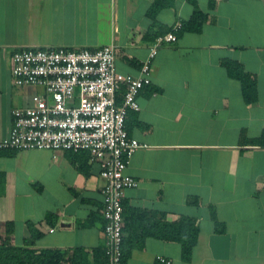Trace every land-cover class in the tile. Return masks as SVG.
<instances>
[{"label": "crops", "instance_id": "obj_1", "mask_svg": "<svg viewBox=\"0 0 264 264\" xmlns=\"http://www.w3.org/2000/svg\"><path fill=\"white\" fill-rule=\"evenodd\" d=\"M177 21L186 26L159 48L125 120L146 147L126 169L138 186L124 191V226L142 241L123 264H264V0H0V139L37 88L13 83L15 50L113 44L116 71L137 75ZM230 63L253 79L252 102ZM115 98L120 106L124 87ZM103 184L85 151L0 150V226L12 223L22 247L33 224V249L59 251L66 264L78 250L103 262ZM181 217L197 226L186 257L154 233Z\"/></svg>", "mask_w": 264, "mask_h": 264}, {"label": "built area", "instance_id": "obj_2", "mask_svg": "<svg viewBox=\"0 0 264 264\" xmlns=\"http://www.w3.org/2000/svg\"><path fill=\"white\" fill-rule=\"evenodd\" d=\"M181 25L177 21L149 44L137 75L116 71L113 44L94 50L20 48L11 55L13 83L40 92L30 97L29 105L12 110L13 124L8 137L0 139V150L85 151L98 162L104 180L105 264H123L122 197L126 189L138 186L126 169L133 153L146 147L129 136L126 116L129 110H139L137 96L150 84L152 61L162 45L177 40ZM121 87L124 98L118 106L115 97Z\"/></svg>", "mask_w": 264, "mask_h": 264}, {"label": "trees", "instance_id": "obj_3", "mask_svg": "<svg viewBox=\"0 0 264 264\" xmlns=\"http://www.w3.org/2000/svg\"><path fill=\"white\" fill-rule=\"evenodd\" d=\"M156 6V3L154 7ZM150 14H153L152 10ZM181 30L186 25L181 23ZM193 24L189 27L192 28ZM187 25V28H189ZM171 30V28H170ZM169 30V31H170ZM178 30V31H179ZM168 31V32H169ZM177 31V32H178ZM176 32V36H177ZM227 72L230 76L239 80L241 85V91L243 99L246 103H250L255 98L256 86L251 76L245 73L239 65L236 63H230L227 67ZM117 105V102H116ZM264 137V133H263ZM157 235L165 240L176 241L181 245L182 254L186 257L196 241L197 226L195 221L188 217H181L174 222H165L157 224ZM29 236L24 239L22 247L15 246L11 242V235L13 233V225L10 222H6L3 225V230L0 226V264H66L63 260V253L53 250H40L33 249L35 241L40 238L41 233L34 227L33 224L28 223ZM153 233V234H154ZM128 234L126 226L122 230V261L126 260L130 255L133 248L138 247L142 240H139ZM127 236V237H126ZM70 264H89L87 261V254L82 251H76V254L71 256L69 260ZM100 260L93 264H105Z\"/></svg>", "mask_w": 264, "mask_h": 264}, {"label": "rangeland", "instance_id": "obj_4", "mask_svg": "<svg viewBox=\"0 0 264 264\" xmlns=\"http://www.w3.org/2000/svg\"><path fill=\"white\" fill-rule=\"evenodd\" d=\"M34 88H35V87H34ZM37 88H38V87H37ZM37 88H35V93H36V92H40V88H38V89H37Z\"/></svg>", "mask_w": 264, "mask_h": 264}]
</instances>
